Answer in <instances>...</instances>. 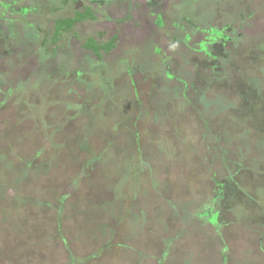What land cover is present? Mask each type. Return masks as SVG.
<instances>
[{"label":"rangeland","instance_id":"obj_1","mask_svg":"<svg viewBox=\"0 0 264 264\" xmlns=\"http://www.w3.org/2000/svg\"><path fill=\"white\" fill-rule=\"evenodd\" d=\"M107 1L54 54L43 35L87 0L27 16L40 35L0 21V264H264V204L240 195L209 221L195 210L228 178L221 156L264 193V56L247 57L264 41V0ZM185 11L240 34L217 46L220 81L179 40L172 17ZM99 32L116 36L102 58L83 48ZM191 35L194 48L203 33ZM236 68L260 88L234 87Z\"/></svg>","mask_w":264,"mask_h":264},{"label":"trees","instance_id":"obj_2","mask_svg":"<svg viewBox=\"0 0 264 264\" xmlns=\"http://www.w3.org/2000/svg\"><path fill=\"white\" fill-rule=\"evenodd\" d=\"M69 1H71L73 3L75 0H58V3H59L58 6L49 8V7L45 6L44 3H41L39 0H34L33 3H28L27 1H24V0H9L6 2L0 0V21L5 19L4 17H6L8 14L10 16L16 15L18 18L16 21H18V22L20 21V24H21L19 28L16 26V21L13 20L14 21L13 22L12 20H9V23H8V21L5 19L9 25V27H10V29H9L10 33L17 34L18 31H20V30H24V31L35 30V32L40 35L41 33H43L44 28L41 25L35 24L34 22L30 21L27 16H31L32 14L34 15V13H36V12H38V13L41 12L43 14L44 11H46V10H50V12H53V11L59 12L63 7L67 6ZM87 1L89 3L84 4L80 11L74 10L72 16L58 17V18L54 19L53 20V27L51 30V37H49L45 33L43 35L44 39L42 38L43 39L42 45L44 46V43H47V39H48V44H50V45L54 44V48H57V45H59V43H58L59 39L62 38L66 34H70V33L72 34V32H74V28L77 24L83 23L84 21H88V20H94L95 17L92 13V7L90 6V4H95L96 0H87ZM107 2H109V1L106 0V3ZM6 3H12L14 5L13 7H16V6H17V8L19 7L20 8L19 12H17L15 10V8H13L12 12L10 10H6V6H7ZM46 8H48V9H46ZM185 12H186L185 15L179 13L177 16L172 17L173 24H174V22H177L174 24V28H175L176 33L178 35H180V37H178V38H182L179 40L184 39L186 41H189L190 40V39L188 40L189 36L194 31H196L198 29L202 33H206V34L214 33V34H216L215 36H218V34H220V33L227 32L228 28L217 29L216 26H210V25L209 26L205 25L206 28H202V27L199 28L196 25V23L191 20L190 17L192 16V14H189L187 11H185ZM178 20H180V22ZM244 20L246 21V18H241V23ZM160 21H161V19H160ZM236 29L237 28H235V30ZM233 30L234 29H231L229 31V34H233V35H230V37H231L230 42H234L235 44H237L239 46L240 45L239 33H235L234 32L235 30L234 31ZM262 34L264 36V33H262ZM102 35L103 34L99 32V33H97L96 37L89 36L83 42V48L90 51L96 58H102L103 56L108 55L111 52V50L114 48V45H115L116 36H112L108 40L102 41ZM174 41L176 42L175 39H174ZM189 45H190L189 42L186 43L185 48L191 49L192 47ZM51 46H53V45H51ZM194 46H195L194 49L197 48V50H200V49L204 50V48H206L204 43H201V44L198 43L197 45H194ZM4 52L6 53L5 55H7L8 53L10 54V52L7 51V49ZM4 52L2 54H4ZM205 53H206L205 57L208 60H210V62L208 63L209 72H208V75H205V76L207 78L208 76L215 74L213 79H209L208 84H211L212 82H215L218 80L220 81L221 79L224 78L223 77L224 72L221 71L220 72L221 74L218 73L217 72L218 67L214 63L216 61L221 62V60H220L221 58H219V55L216 54L214 51L210 52V50H208V51H205ZM263 56H264V41H261V44H258V46H256V48H253L251 50V52L249 51L247 54L248 60L252 59V61L256 60L257 58L259 61H261V60H263ZM162 62H164V58H163ZM125 67H126V71L128 73L129 72L131 73L132 69L130 70V68H129V66H127V64ZM176 71L178 72V75L185 73V72H183L184 71L183 69H181V70L176 69ZM223 71H225V70H223ZM164 72L166 73V75L168 77V78L167 77L166 78L168 80L174 79V77H172L171 73L168 70H166ZM236 72L238 74L235 77L233 76V79L235 78V80H233L234 81V83H233L234 87L247 85V87L250 86V88L255 89V90H258L260 88V86L257 85L258 81L248 79L247 76L238 68H236ZM185 74L187 75V73H185ZM176 79H178L177 81L180 82L184 87L186 86V84H188L187 82L184 81V79L175 78L174 80H176ZM134 88L136 89V87H134ZM198 90H196V92H199ZM180 93H181V97L184 98L183 100H186V97L182 93V91ZM204 93H205V90H201V93L199 92V97H197V102H196L197 105L200 103L201 104L204 103L203 102L205 99ZM261 94L262 93H260V95ZM138 96H139V93L136 89V95H135L136 99H138ZM259 97H261V96H259ZM259 102L261 103L260 104L261 105L260 106V112L263 114L264 98L260 99ZM251 103H252V101L250 100V106H251L249 109L250 112L259 111V108L256 107V105H255L258 102H256L253 105H251ZM263 120H264V117H263ZM258 128L260 131L264 132L263 127H258ZM220 159H221L223 166L226 169V173H229L230 175L227 174L228 178L225 177L226 179H224L221 182H214L215 184H214V188L211 191V194L205 199V202L203 204L196 206V208H195L196 213L200 217H203V216L205 217L202 220H206L207 215H208V217H210V214H215V215L218 214V207H217V205H219L218 203L224 204V203H231V201L234 202V201H236V198H240V197H237L240 195H243L244 199H249L250 201H254V203L257 206L261 207L264 204V193H261V192L259 193V192L255 191L254 189L249 190L247 188V186H245L248 182L246 180L242 181L241 179H239V175H241V173H243L245 176L246 175L248 176V172L243 171L241 169L240 165H237L234 168H228V166H227L228 160L226 159L225 156L224 157L221 156ZM227 182H230L232 185H234L236 187V189H228L226 187V185H228ZM244 183H245V185H244ZM242 187H245V188L243 189ZM240 190H241V193H237ZM258 196H260V197H258ZM255 197L262 200V201L255 200ZM206 221H209V220H206Z\"/></svg>","mask_w":264,"mask_h":264},{"label":"flooded vegetation","instance_id":"obj_3","mask_svg":"<svg viewBox=\"0 0 264 264\" xmlns=\"http://www.w3.org/2000/svg\"><path fill=\"white\" fill-rule=\"evenodd\" d=\"M101 2H103V0H96V3H95V5L97 6V7H99L98 5L101 3ZM7 4V6H6V10H10L11 12L13 11V4L12 3H6ZM91 5H94V4H91ZM90 5V6H91ZM82 9V8H81ZM19 10H20V8L18 7L17 9H16V11L17 12H19ZM92 13H93V9H92ZM1 21H6L5 19H3V20H1ZM231 22V21H230ZM20 23V22H19ZM238 24H240V22H238ZM13 25V24H12ZM20 25L21 24H19V27H20ZM158 25V24H157ZM7 27H9V25H6ZM16 26H17V24H16ZM217 29H222V28H228L227 29V31H230L231 29L229 28V26L227 27V26H225V27H221V28H218V27H216ZM226 30V29H225ZM211 33V32H210ZM216 34H214V33H212V34H206V33H203V36H202V39L200 40V41H198V43L199 44H201V43H204V45L206 46V48H204V50L203 49H200V50H197V48L196 49H194V48H191V49H188V50H190L191 52H194V53H197L198 54V56L199 57H205L206 56V53H205V51H208V50H210V52L211 51H214L216 54H217V52H216V49L219 47L220 48V51H223V47L225 46L224 44H225V42H228V43H231L230 41H231V37H230V35H233V34H229V35H226V32H224V33H220V34H218V36H215ZM239 36H240V34H239ZM49 37H51V35L49 36ZM191 37H192V35L191 36H189V38H188V40L189 39H191ZM60 41H61V38L59 39V44H60ZM222 42V44H219V42ZM180 42H182V45L183 46H186V43H188V41H186V40H180ZM51 45H53L52 46V49L54 48V44H51ZM57 45V44H56ZM188 45V44H187ZM218 46V47H217ZM57 48H54L53 50H51V52H52V54H54L56 51ZM222 49V50H221ZM196 54V55H197Z\"/></svg>","mask_w":264,"mask_h":264}]
</instances>
